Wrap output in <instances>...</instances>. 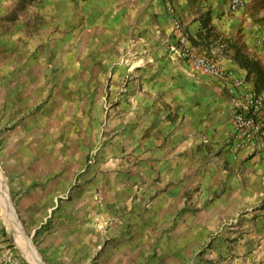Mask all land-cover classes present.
<instances>
[{
	"label": "rangeland",
	"instance_id": "rangeland-1",
	"mask_svg": "<svg viewBox=\"0 0 264 264\" xmlns=\"http://www.w3.org/2000/svg\"><path fill=\"white\" fill-rule=\"evenodd\" d=\"M87 1H0V264H264V192L227 216L144 214L165 112L154 62Z\"/></svg>",
	"mask_w": 264,
	"mask_h": 264
},
{
	"label": "crops",
	"instance_id": "crops-1",
	"mask_svg": "<svg viewBox=\"0 0 264 264\" xmlns=\"http://www.w3.org/2000/svg\"><path fill=\"white\" fill-rule=\"evenodd\" d=\"M229 1L168 0L170 12L164 0L82 3L89 13L104 14L105 21L117 20L123 29L134 30L144 60L149 57L154 62L155 93L159 94L154 107L165 112L155 135L153 157L159 181L149 187L157 191L153 207L144 213L149 219L188 221L194 213L207 215L205 219L214 214L227 216L234 214L247 191L264 192V137L252 155L234 146L232 107L240 102L241 89L230 93L229 82L168 57V44L173 41L171 19L176 17L197 52L213 56L233 77L244 79L250 89L264 95V0H245L236 11H230ZM99 15L96 20L102 18ZM31 86L26 85L23 94L17 85V99L28 101ZM258 116L264 128V107ZM37 136L32 135L34 141ZM42 140L39 136L37 142ZM141 200L132 204L137 205L134 215L143 210Z\"/></svg>",
	"mask_w": 264,
	"mask_h": 264
},
{
	"label": "built area",
	"instance_id": "built-area-1",
	"mask_svg": "<svg viewBox=\"0 0 264 264\" xmlns=\"http://www.w3.org/2000/svg\"><path fill=\"white\" fill-rule=\"evenodd\" d=\"M166 10L171 11L168 0ZM245 0H230V11L241 8ZM173 36L168 44V57L174 61H181L200 72L216 79L229 82L230 93L241 89L240 102L232 107V125L235 139V149L243 150L247 154H255L258 149V140L264 137L263 122L258 113L264 107V95L250 89L244 79L235 78L232 73L222 66L213 56L197 52L191 41V36L181 21L172 17Z\"/></svg>",
	"mask_w": 264,
	"mask_h": 264
},
{
	"label": "bare ground",
	"instance_id": "bare-ground-1",
	"mask_svg": "<svg viewBox=\"0 0 264 264\" xmlns=\"http://www.w3.org/2000/svg\"><path fill=\"white\" fill-rule=\"evenodd\" d=\"M5 209V208H4ZM9 214V213H8ZM25 249L28 251V254H31L30 256H31V258L32 259H34V261H36V262H39V259L37 258V255H35V251H33L31 248H30V246H27V244H26V247H25ZM33 261V262H34Z\"/></svg>",
	"mask_w": 264,
	"mask_h": 264
}]
</instances>
